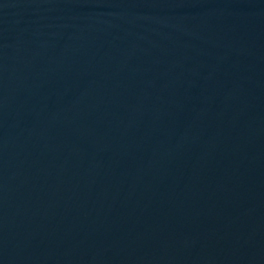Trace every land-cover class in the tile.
Masks as SVG:
<instances>
[{"label":"water","instance_id":"water-1","mask_svg":"<svg viewBox=\"0 0 264 264\" xmlns=\"http://www.w3.org/2000/svg\"><path fill=\"white\" fill-rule=\"evenodd\" d=\"M0 264H264V0H0Z\"/></svg>","mask_w":264,"mask_h":264}]
</instances>
